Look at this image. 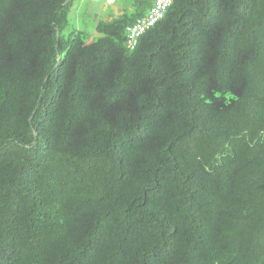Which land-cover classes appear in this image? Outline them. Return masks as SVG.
I'll return each mask as SVG.
<instances>
[{"label":"trees","instance_id":"obj_1","mask_svg":"<svg viewBox=\"0 0 264 264\" xmlns=\"http://www.w3.org/2000/svg\"><path fill=\"white\" fill-rule=\"evenodd\" d=\"M73 1L0 0V264H264V0Z\"/></svg>","mask_w":264,"mask_h":264},{"label":"rangeland","instance_id":"obj_2","mask_svg":"<svg viewBox=\"0 0 264 264\" xmlns=\"http://www.w3.org/2000/svg\"><path fill=\"white\" fill-rule=\"evenodd\" d=\"M134 0H74L68 9L67 24L61 31L63 36L73 31H81L89 36V41L95 40L98 34L95 26L100 21H108L122 13H131L137 9ZM145 8L146 5L141 6Z\"/></svg>","mask_w":264,"mask_h":264},{"label":"built area","instance_id":"obj_3","mask_svg":"<svg viewBox=\"0 0 264 264\" xmlns=\"http://www.w3.org/2000/svg\"><path fill=\"white\" fill-rule=\"evenodd\" d=\"M113 0H109L112 3ZM171 6V0H153V5L144 14L126 29L127 48L133 50L139 38L163 19L166 11Z\"/></svg>","mask_w":264,"mask_h":264},{"label":"clouds","instance_id":"obj_4","mask_svg":"<svg viewBox=\"0 0 264 264\" xmlns=\"http://www.w3.org/2000/svg\"><path fill=\"white\" fill-rule=\"evenodd\" d=\"M107 1H108V3H109V0H107ZM113 3H114V0L112 1V3H109V4H113ZM152 5H153V2H152ZM152 5H151V6H152ZM150 8H151V7H150ZM148 10H149V9H148ZM138 19H139V18H138ZM126 29H127V28H126ZM143 35H144V34H143ZM143 35H142V36H143Z\"/></svg>","mask_w":264,"mask_h":264}]
</instances>
